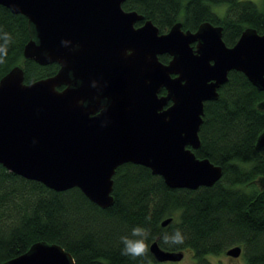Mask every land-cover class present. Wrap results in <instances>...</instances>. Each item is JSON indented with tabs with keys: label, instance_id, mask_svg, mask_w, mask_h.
<instances>
[{
	"label": "water",
	"instance_id": "1",
	"mask_svg": "<svg viewBox=\"0 0 264 264\" xmlns=\"http://www.w3.org/2000/svg\"><path fill=\"white\" fill-rule=\"evenodd\" d=\"M122 1L0 0L26 18L23 57L58 65L29 83L19 65L0 77V165L54 191L75 187L100 208L112 204V176L127 162L148 168L169 188L212 185L221 167L193 152L203 103L217 98L230 70L264 92V33L246 27L226 46L221 27L207 21L194 31L176 22L159 32ZM255 148L264 150V130ZM148 249L154 263L182 258L155 241ZM224 254L238 257L241 247ZM0 264L73 259L58 244L35 241Z\"/></svg>",
	"mask_w": 264,
	"mask_h": 264
},
{
	"label": "trees",
	"instance_id": "2",
	"mask_svg": "<svg viewBox=\"0 0 264 264\" xmlns=\"http://www.w3.org/2000/svg\"><path fill=\"white\" fill-rule=\"evenodd\" d=\"M121 7L141 14L159 32L176 22L194 31L207 21L221 27L227 45L246 27L264 33V0L260 6L250 0H123ZM28 39L26 18L0 5V77L15 65L25 83L56 72V63L23 57ZM159 59L164 62L167 55ZM217 92L216 99L203 103L199 146L193 150L221 167L210 186L169 188L148 168L127 162L112 176V204L100 208L75 187L54 191L0 165V261L45 241L69 252L73 264H149L154 260L148 246L155 241L163 250H189L194 264H210L206 255L235 245L244 264H264V150L255 148L264 130L259 107L264 92L235 70ZM165 218L170 221L162 226ZM134 229L143 231L133 235ZM122 237L143 240L146 252L122 254Z\"/></svg>",
	"mask_w": 264,
	"mask_h": 264
},
{
	"label": "rangeland",
	"instance_id": "3",
	"mask_svg": "<svg viewBox=\"0 0 264 264\" xmlns=\"http://www.w3.org/2000/svg\"><path fill=\"white\" fill-rule=\"evenodd\" d=\"M257 6L261 5V0H250ZM210 264H244V261L239 255L238 257L232 258L225 255L224 253L219 255H206L205 257ZM155 264H194L192 253L189 250L182 251V258L178 261H162Z\"/></svg>",
	"mask_w": 264,
	"mask_h": 264
},
{
	"label": "clouds",
	"instance_id": "4",
	"mask_svg": "<svg viewBox=\"0 0 264 264\" xmlns=\"http://www.w3.org/2000/svg\"><path fill=\"white\" fill-rule=\"evenodd\" d=\"M142 231L143 230L141 229H134L133 235L140 234ZM121 239H122V242H124L125 244V249L122 253L124 255H131L133 257H138V256L143 255L147 250V247L144 244L143 240L132 242L128 240L126 237H122ZM165 239L168 240L169 238L165 237ZM173 240H175V238H173Z\"/></svg>",
	"mask_w": 264,
	"mask_h": 264
},
{
	"label": "flooded vegetation",
	"instance_id": "5",
	"mask_svg": "<svg viewBox=\"0 0 264 264\" xmlns=\"http://www.w3.org/2000/svg\"><path fill=\"white\" fill-rule=\"evenodd\" d=\"M143 20H144V18H143ZM143 20H140V21H137V22H135L134 23V26H139L142 22H143ZM191 46H194L195 45V43L193 42V43H191L190 44ZM226 46H231V45H227V44H225ZM163 93V92H162ZM167 104H169V101L167 102Z\"/></svg>",
	"mask_w": 264,
	"mask_h": 264
}]
</instances>
